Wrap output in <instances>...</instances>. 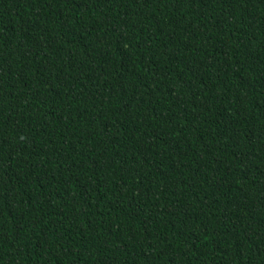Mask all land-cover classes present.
<instances>
[{"label":"trees","instance_id":"1","mask_svg":"<svg viewBox=\"0 0 264 264\" xmlns=\"http://www.w3.org/2000/svg\"><path fill=\"white\" fill-rule=\"evenodd\" d=\"M0 264H264V0H0Z\"/></svg>","mask_w":264,"mask_h":264}]
</instances>
